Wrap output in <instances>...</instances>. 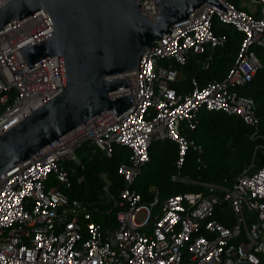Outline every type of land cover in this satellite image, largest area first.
Returning <instances> with one entry per match:
<instances>
[{
  "label": "built area",
  "instance_id": "built-area-1",
  "mask_svg": "<svg viewBox=\"0 0 264 264\" xmlns=\"http://www.w3.org/2000/svg\"><path fill=\"white\" fill-rule=\"evenodd\" d=\"M219 1L228 12L204 4L145 50L124 92L132 95L130 109L119 116L113 109L97 114L0 175V264H264V162L225 183L182 174L189 150L203 153L187 130H196L204 111L237 116L253 127L252 140L264 138L256 102L245 91L262 67L257 48L264 52V0ZM141 7L157 17V0H141ZM214 20L244 34L235 63L222 80L201 86L193 76L191 90L175 88L192 58L207 55V69L211 52L226 45L228 37L215 32ZM51 31L44 11L0 30V134L62 88L57 56L30 68L19 49ZM166 140L179 148L172 180L203 189L163 200L157 189L144 202L135 184L151 161L152 146ZM85 142L86 155L101 150L112 157L118 148L129 153L118 168L124 186L117 194L101 173V199L117 209L115 224L97 222L98 207L63 190L85 168L78 153ZM198 162L207 167L201 155ZM77 180L84 182V175ZM223 205L231 215L228 224L217 218ZM105 211L110 215L112 209Z\"/></svg>",
  "mask_w": 264,
  "mask_h": 264
},
{
  "label": "water",
  "instance_id": "water-1",
  "mask_svg": "<svg viewBox=\"0 0 264 264\" xmlns=\"http://www.w3.org/2000/svg\"><path fill=\"white\" fill-rule=\"evenodd\" d=\"M204 4L227 11L219 0H157L155 19L141 0H4L0 30L44 11L52 31L22 46L31 68L57 56L62 88L10 130L0 134V175L97 114L130 109L127 73L138 69L147 48Z\"/></svg>",
  "mask_w": 264,
  "mask_h": 264
},
{
  "label": "trees",
  "instance_id": "trees-1",
  "mask_svg": "<svg viewBox=\"0 0 264 264\" xmlns=\"http://www.w3.org/2000/svg\"><path fill=\"white\" fill-rule=\"evenodd\" d=\"M214 30L218 35L225 34L228 41L224 47L215 48L212 52L210 67L202 68V63L207 59V55L195 56L190 62L183 66L184 77L174 87L177 89L191 90V78L198 77L201 86L209 81L222 80L225 78L241 48L244 34L232 25H226L214 20ZM258 55L262 62V67L246 89V93L252 96L257 105V115L261 120V132L264 133V52L257 48ZM253 127L245 123L241 118L228 115L224 112H208L201 114L198 127L194 131L187 130L190 138L194 139L203 147L200 154L194 149H190L186 155L182 174L192 181H205L213 183H225L238 177L248 169L249 173L260 168L264 162V138L252 140L250 135ZM151 161L144 169V176L136 182L135 187L140 191L144 202L152 201L158 189L160 199L183 192L200 191L201 185L192 183H179L172 180V175L178 171L177 159L179 148L176 142L171 140L157 141L150 150ZM129 153H118L108 157L103 151L89 152L85 155V168L80 167L72 178V187L63 190L70 198H77L85 202L92 203L101 212L94 213L97 222L108 225L109 222L115 224L117 209L113 204L104 203L101 199V173L108 174L112 181L111 191L117 194L118 190L124 186V181L118 174L119 166L127 161ZM202 156L206 168H199V156ZM254 163V166H250ZM84 175L85 181L81 184L77 177ZM112 209L109 215L105 210ZM106 214H105V213ZM105 215L108 217L106 218ZM221 222L228 224L231 215L226 205L222 206L217 217Z\"/></svg>",
  "mask_w": 264,
  "mask_h": 264
},
{
  "label": "rangeland",
  "instance_id": "rangeland-1",
  "mask_svg": "<svg viewBox=\"0 0 264 264\" xmlns=\"http://www.w3.org/2000/svg\"><path fill=\"white\" fill-rule=\"evenodd\" d=\"M163 64L166 65V66L168 65V64L165 63L164 61H163ZM234 117L238 118L237 116H234ZM88 145H89V142H85L84 145H83V147L79 149L78 153H79L82 157H85V155H86V153H87V152H86V147H87ZM117 151H118V153H120V152H121V148H118ZM143 176H144V173L141 174V177H143ZM105 217L107 218L108 216L105 215ZM106 226H107V225H106Z\"/></svg>",
  "mask_w": 264,
  "mask_h": 264
},
{
  "label": "bare ground",
  "instance_id": "bare-ground-1",
  "mask_svg": "<svg viewBox=\"0 0 264 264\" xmlns=\"http://www.w3.org/2000/svg\"><path fill=\"white\" fill-rule=\"evenodd\" d=\"M131 75H132V72L127 73V80L129 83L131 82V79L133 77V76L131 77ZM124 92H125V90H124Z\"/></svg>",
  "mask_w": 264,
  "mask_h": 264
}]
</instances>
